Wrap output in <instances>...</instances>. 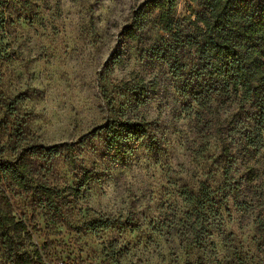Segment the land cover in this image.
<instances>
[{
	"label": "rangeland",
	"instance_id": "rangeland-1",
	"mask_svg": "<svg viewBox=\"0 0 264 264\" xmlns=\"http://www.w3.org/2000/svg\"><path fill=\"white\" fill-rule=\"evenodd\" d=\"M144 1L0 0V157L76 144L112 115L148 122V138L130 143L123 162L102 157V134L86 139L73 166L65 153L34 160L40 181L52 178L50 164L62 187L90 176L59 214L33 200V185L1 180L0 208L26 227L15 243L40 255L34 264H264V145L245 147L242 129L255 110L221 97L203 109L183 94L152 53L162 30L150 22L134 40L124 33ZM191 8L175 3L183 25ZM18 113L21 144L8 125ZM201 183L209 199L189 201ZM98 219L107 222L92 230ZM0 264H13L1 238Z\"/></svg>",
	"mask_w": 264,
	"mask_h": 264
},
{
	"label": "trees",
	"instance_id": "trees-1",
	"mask_svg": "<svg viewBox=\"0 0 264 264\" xmlns=\"http://www.w3.org/2000/svg\"><path fill=\"white\" fill-rule=\"evenodd\" d=\"M176 1H144L131 10L130 23L124 27V33L134 40L147 23L152 22L159 27L162 34L157 35L156 40L160 44L152 53L165 62L179 90L183 94H192L203 109L216 97H221L223 102L237 100L242 108L249 104L255 110L256 120L253 126H242L245 129V147L264 145V0H193L197 8H191L190 15L185 17L187 25L174 15ZM186 27L188 30L185 32ZM143 95V87L139 84L136 99L140 105L144 102ZM4 106L10 114L16 111L15 101ZM8 125L21 144L28 132L20 114ZM100 134L105 141L102 157L107 161L123 162L130 152V143L148 138V122L144 118L132 120L112 115L81 136L76 144L62 143L49 147L32 144L18 158L5 160L0 157V181L10 179L18 186L33 185V200L51 213L59 214L76 201L90 176L85 172L74 188L62 187L53 181L57 174L50 164L48 169L52 178L40 181L32 172L35 159L53 160L65 153L67 165L73 166L77 151L86 139ZM223 147L228 153L229 146ZM209 194L203 183L199 185L197 194L185 193L189 201L197 203L201 197L209 199ZM106 222L94 220L90 227L95 230ZM25 229L22 221L0 208V238L8 259L13 264L40 263L39 254L31 258L15 243L19 233Z\"/></svg>",
	"mask_w": 264,
	"mask_h": 264
}]
</instances>
